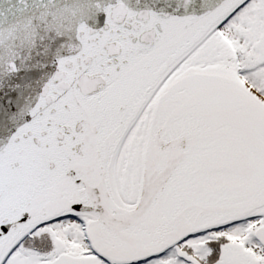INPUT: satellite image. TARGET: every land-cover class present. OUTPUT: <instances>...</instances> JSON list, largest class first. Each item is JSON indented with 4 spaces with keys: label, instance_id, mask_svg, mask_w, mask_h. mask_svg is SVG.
Masks as SVG:
<instances>
[{
    "label": "snow or ice",
    "instance_id": "snow-or-ice-1",
    "mask_svg": "<svg viewBox=\"0 0 264 264\" xmlns=\"http://www.w3.org/2000/svg\"><path fill=\"white\" fill-rule=\"evenodd\" d=\"M0 264H264V0H0Z\"/></svg>",
    "mask_w": 264,
    "mask_h": 264
}]
</instances>
